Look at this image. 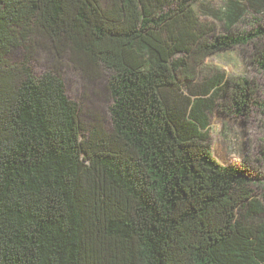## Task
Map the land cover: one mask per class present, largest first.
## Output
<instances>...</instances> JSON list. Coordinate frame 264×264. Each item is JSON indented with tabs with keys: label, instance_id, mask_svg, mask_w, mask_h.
I'll return each instance as SVG.
<instances>
[{
	"label": "trees",
	"instance_id": "obj_1",
	"mask_svg": "<svg viewBox=\"0 0 264 264\" xmlns=\"http://www.w3.org/2000/svg\"><path fill=\"white\" fill-rule=\"evenodd\" d=\"M199 2L0 0V264H264V176L208 137L213 112L248 115L252 84L204 69L264 45L235 30L264 0L208 10L222 32ZM65 63L106 82V119L84 120Z\"/></svg>",
	"mask_w": 264,
	"mask_h": 264
},
{
	"label": "rangeland",
	"instance_id": "obj_2",
	"mask_svg": "<svg viewBox=\"0 0 264 264\" xmlns=\"http://www.w3.org/2000/svg\"><path fill=\"white\" fill-rule=\"evenodd\" d=\"M230 1L232 0H200L195 9L203 22L222 32L223 21L208 18L207 12L212 10L222 17ZM258 26L264 29V12L263 15H257L248 10L235 30L239 34L254 33ZM254 42L234 51L216 55L207 60L204 67L205 70L211 71V76L223 73L228 79H247L252 84V87L242 86L247 90L253 103L249 106L248 115L246 117L225 115L221 110H217L211 114L208 135L213 155L222 165L245 166L251 177H255L252 171L264 176V72L255 63L256 57L264 52V45L263 40L259 43L256 40ZM21 57V52L14 53L12 62L20 61ZM48 64L45 53L37 51L34 54L32 70L35 73L45 72ZM61 71L67 96L79 104L86 113L87 117L84 120L89 123L95 118L106 119L108 107L111 105L106 82L99 78L90 82L68 63L63 65ZM254 191L264 205V183L258 185L257 189L255 187Z\"/></svg>",
	"mask_w": 264,
	"mask_h": 264
}]
</instances>
